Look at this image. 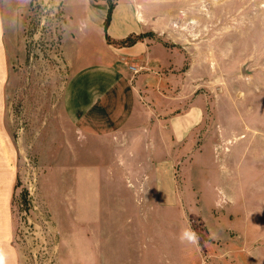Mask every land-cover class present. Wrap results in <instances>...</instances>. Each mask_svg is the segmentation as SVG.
<instances>
[{
    "label": "rangeland",
    "instance_id": "374dc122",
    "mask_svg": "<svg viewBox=\"0 0 264 264\" xmlns=\"http://www.w3.org/2000/svg\"><path fill=\"white\" fill-rule=\"evenodd\" d=\"M121 1L0 0V235L17 264H264V88L250 86V41L241 49L235 37L264 0H132L150 21L177 18L165 41L183 68L200 55L194 75H205L208 162H177V206L149 195L140 209L129 195L130 209L114 210L112 179L97 195L104 169L64 162L58 187V162H43L75 138L63 96L79 22L100 16L105 31ZM186 230L198 245L181 242Z\"/></svg>",
    "mask_w": 264,
    "mask_h": 264
},
{
    "label": "crops",
    "instance_id": "0c3cea01",
    "mask_svg": "<svg viewBox=\"0 0 264 264\" xmlns=\"http://www.w3.org/2000/svg\"><path fill=\"white\" fill-rule=\"evenodd\" d=\"M140 6L132 0L115 4L105 31L100 16L88 15L79 22L73 38L75 66L63 96L75 138L59 143L57 156L43 161L58 162V187L64 162H93L104 169L106 175L97 177V195L112 179V196L118 200L114 210H129L122 202L129 195L137 196L138 206L149 195L159 207L177 206V162H208L205 75H194L200 55L191 53L190 67L183 68L182 49L165 41L177 18L150 21ZM255 13V26L235 37L241 49L250 41L248 79L259 91L264 88V21L261 27L256 23L259 16L264 19V11ZM127 37H134L133 42L122 43ZM55 195L65 201L64 189ZM0 256L4 264L18 263L7 234L0 235Z\"/></svg>",
    "mask_w": 264,
    "mask_h": 264
},
{
    "label": "clouds",
    "instance_id": "9594fccd",
    "mask_svg": "<svg viewBox=\"0 0 264 264\" xmlns=\"http://www.w3.org/2000/svg\"><path fill=\"white\" fill-rule=\"evenodd\" d=\"M180 239H181L182 243L185 240H187L190 244H196V245L199 244L198 236L195 234V232H193L191 230H186L185 232H183ZM0 264H4V260H3L2 256H0Z\"/></svg>",
    "mask_w": 264,
    "mask_h": 264
},
{
    "label": "trees",
    "instance_id": "16d2710c",
    "mask_svg": "<svg viewBox=\"0 0 264 264\" xmlns=\"http://www.w3.org/2000/svg\"><path fill=\"white\" fill-rule=\"evenodd\" d=\"M107 26V25H105ZM134 38L133 37H127L125 40L122 41V43H131L133 42Z\"/></svg>",
    "mask_w": 264,
    "mask_h": 264
}]
</instances>
